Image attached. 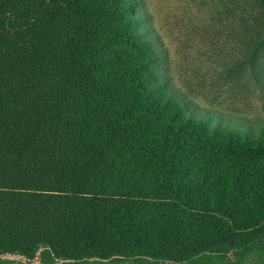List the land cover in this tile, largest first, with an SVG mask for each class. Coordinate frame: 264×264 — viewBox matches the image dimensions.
Listing matches in <instances>:
<instances>
[{"label":"trees","instance_id":"1","mask_svg":"<svg viewBox=\"0 0 264 264\" xmlns=\"http://www.w3.org/2000/svg\"><path fill=\"white\" fill-rule=\"evenodd\" d=\"M137 6L0 0V256L264 264V126L189 113Z\"/></svg>","mask_w":264,"mask_h":264},{"label":"rangeland","instance_id":"2","mask_svg":"<svg viewBox=\"0 0 264 264\" xmlns=\"http://www.w3.org/2000/svg\"><path fill=\"white\" fill-rule=\"evenodd\" d=\"M141 27L160 53L153 68L187 111L264 126V5L260 0H138ZM216 119H219L218 117ZM2 258L40 264L19 254Z\"/></svg>","mask_w":264,"mask_h":264},{"label":"flooded vegetation","instance_id":"3","mask_svg":"<svg viewBox=\"0 0 264 264\" xmlns=\"http://www.w3.org/2000/svg\"><path fill=\"white\" fill-rule=\"evenodd\" d=\"M1 257V256H0ZM29 261L31 260V259H29V258H27ZM12 261H15V263L16 264H27L25 261H19V260H16V259H11ZM39 262H40V264H42V262L40 261V258H39Z\"/></svg>","mask_w":264,"mask_h":264}]
</instances>
